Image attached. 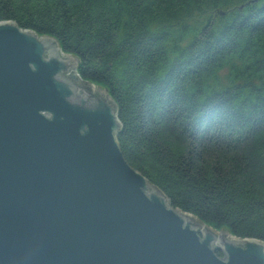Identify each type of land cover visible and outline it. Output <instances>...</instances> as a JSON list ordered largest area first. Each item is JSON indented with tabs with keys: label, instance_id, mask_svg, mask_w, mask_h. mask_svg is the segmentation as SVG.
Here are the masks:
<instances>
[{
	"label": "trees",
	"instance_id": "trees-1",
	"mask_svg": "<svg viewBox=\"0 0 264 264\" xmlns=\"http://www.w3.org/2000/svg\"><path fill=\"white\" fill-rule=\"evenodd\" d=\"M1 19L78 58L171 206L264 242V0H0Z\"/></svg>",
	"mask_w": 264,
	"mask_h": 264
},
{
	"label": "water",
	"instance_id": "water-1",
	"mask_svg": "<svg viewBox=\"0 0 264 264\" xmlns=\"http://www.w3.org/2000/svg\"><path fill=\"white\" fill-rule=\"evenodd\" d=\"M78 63L0 20V264H264L262 240L171 206L129 165L117 104Z\"/></svg>",
	"mask_w": 264,
	"mask_h": 264
},
{
	"label": "rangeland",
	"instance_id": "rangeland-1",
	"mask_svg": "<svg viewBox=\"0 0 264 264\" xmlns=\"http://www.w3.org/2000/svg\"><path fill=\"white\" fill-rule=\"evenodd\" d=\"M95 85V84H94ZM216 230H218V229H216Z\"/></svg>",
	"mask_w": 264,
	"mask_h": 264
}]
</instances>
